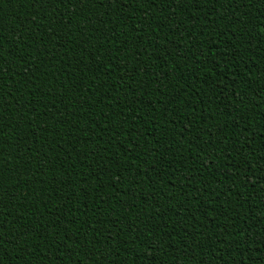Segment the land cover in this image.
<instances>
[{
	"label": "trees",
	"instance_id": "16d2710c",
	"mask_svg": "<svg viewBox=\"0 0 264 264\" xmlns=\"http://www.w3.org/2000/svg\"><path fill=\"white\" fill-rule=\"evenodd\" d=\"M0 264H264V0H0Z\"/></svg>",
	"mask_w": 264,
	"mask_h": 264
}]
</instances>
